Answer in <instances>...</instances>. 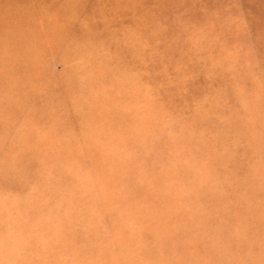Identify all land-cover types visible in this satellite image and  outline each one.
<instances>
[{
    "label": "rangeland",
    "instance_id": "374dc122",
    "mask_svg": "<svg viewBox=\"0 0 264 264\" xmlns=\"http://www.w3.org/2000/svg\"><path fill=\"white\" fill-rule=\"evenodd\" d=\"M0 264H264V0H0Z\"/></svg>",
    "mask_w": 264,
    "mask_h": 264
}]
</instances>
